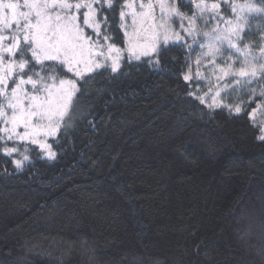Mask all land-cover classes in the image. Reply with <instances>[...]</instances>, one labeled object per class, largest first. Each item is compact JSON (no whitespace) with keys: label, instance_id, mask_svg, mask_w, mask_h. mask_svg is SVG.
<instances>
[{"label":"trees","instance_id":"obj_1","mask_svg":"<svg viewBox=\"0 0 264 264\" xmlns=\"http://www.w3.org/2000/svg\"><path fill=\"white\" fill-rule=\"evenodd\" d=\"M153 56L90 74L55 158L0 151L3 264H264V141L186 95L187 49Z\"/></svg>","mask_w":264,"mask_h":264},{"label":"snow or ice","instance_id":"obj_2","mask_svg":"<svg viewBox=\"0 0 264 264\" xmlns=\"http://www.w3.org/2000/svg\"><path fill=\"white\" fill-rule=\"evenodd\" d=\"M190 5L0 0V150L12 157L18 142L28 141L55 158L44 138L67 134L80 97L90 95L83 87L93 79L90 74L118 73L125 50L129 60L155 54L147 62L158 70L161 52L172 46L189 53L183 65V80L190 83L186 95L209 113L246 115L264 141V23L255 31L252 26L253 20L264 21V0H190ZM119 30L126 49L117 47ZM27 151L13 160L16 169L29 160ZM11 255L10 248L0 253Z\"/></svg>","mask_w":264,"mask_h":264},{"label":"rangeland","instance_id":"obj_3","mask_svg":"<svg viewBox=\"0 0 264 264\" xmlns=\"http://www.w3.org/2000/svg\"><path fill=\"white\" fill-rule=\"evenodd\" d=\"M185 2L186 3H189L190 4V0H185ZM240 2H243V0H240ZM191 7H194L193 5H190ZM87 31H91L90 29H86ZM171 43V42H170ZM121 48V47H120ZM121 49H126V43H125V41H124V45H123V47L121 48ZM199 52V49L197 48L196 49V52H194V53H192L191 54V59L192 60H194L195 59V56H196V54ZM154 54H150V56H141V58H145V57H152ZM121 56H122V61L124 60V59H127V60H129L128 59V53H127V51L125 50V51H123L122 53H121ZM130 61H135V59H131ZM195 70V65L193 64V71ZM56 137V136H55ZM55 137H46V138H44V141L46 142V143H48V144H50V140H52V139H54ZM24 144H32L31 142H28V141H25V142H18V144H17V146L19 147V152H17V153H14L13 154V159L15 160V159H22V156L20 155V153H22V152H24L25 151V149H24V147H21L22 145H24ZM32 145H34V146H37L38 147V149L42 152V154L44 155V157L45 158H48V156H47V154H46V152H47V149H42L39 145H37V144H32ZM9 146H12V142H9ZM51 150H52V148H51ZM0 151H2V150H0ZM3 152V151H2ZM26 154V153H25ZM48 159H50V158H48ZM29 162V160H27V161H24V164H23V166L25 165V164H27Z\"/></svg>","mask_w":264,"mask_h":264}]
</instances>
